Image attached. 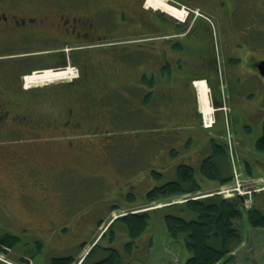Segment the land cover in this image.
I'll use <instances>...</instances> for the list:
<instances>
[{"label": "rangeland", "instance_id": "1", "mask_svg": "<svg viewBox=\"0 0 264 264\" xmlns=\"http://www.w3.org/2000/svg\"><path fill=\"white\" fill-rule=\"evenodd\" d=\"M168 3L180 9L181 6L192 8L193 16L189 17L188 14L186 17L190 18V21L196 18L201 25L211 21L213 26L210 25L216 38H219V29L224 25L225 33L234 36L232 32L250 31L254 37L253 41L258 43L255 45H264V0H168ZM187 9L182 10L188 13ZM147 10L162 15L157 33L147 40L138 39V36H119L112 39V44L127 67L144 68V88L146 91H156V102L152 94L148 96L147 92L145 103L140 106L125 99L126 103L119 102L106 107L107 118H101L103 120L99 127L86 130L85 138L77 140L80 142L76 147L89 148L88 155L80 159L81 166H76L78 162L67 156L69 152L66 151L64 143L58 146V149L64 148L63 155L58 153L42 159L49 167L63 163L56 169V200L40 203L32 201L27 195L17 198L16 180L20 176L24 178L33 175L37 166L23 164L19 168L0 167V235L7 233L18 238L11 249L0 252L1 263L27 264L17 262L15 258L18 257L25 258L28 264H49L53 257L79 258L87 255L92 247L91 243L99 234L95 241L97 246L88 259L90 263L105 257L106 248H114L119 253L121 264H184L188 254L182 246L183 235L173 241L168 236L164 217L171 214L189 219L193 217V213L170 204L181 198H162L161 201L148 205H145V201L150 189L179 178V164L191 165L195 177H199V165L206 157L204 155L206 152L213 154L215 146H211V143L208 147H202L201 141L193 139L187 144L183 139L185 131L182 123L175 119L172 124V118H166L167 114L164 113L172 110V94L169 92L172 87V73L175 78L174 86L180 90L184 88L187 77H191L189 75L200 74L204 69L193 68L187 74V64L181 66L176 65L175 61L172 63V23H179L178 18L175 19L176 17L159 9L148 7ZM198 12L202 17L196 15ZM190 24H184V27ZM218 42L221 47V41ZM229 47H233L232 42ZM249 49L259 51L252 47ZM198 50V47L188 45L179 57L194 62ZM167 60L172 66L164 73L161 67L167 65ZM222 66L226 65L222 63ZM152 70L154 75L151 74ZM136 77L128 72L109 75L107 81H102V85H121L124 94L128 89L136 91ZM225 79L226 109L230 110L228 105L232 104L235 110L233 113L229 112L228 124L225 125L229 133H226L221 141L226 150L227 147L232 150L241 190L251 191V194L244 195L250 199L244 209L264 212V192L254 194L257 189L255 186H264L263 180L254 181L249 178L246 168L249 163L253 173H264V151L255 147L264 122V107L261 103L264 99V85L261 88L250 80L242 84H231L227 82V75ZM61 81H53L50 84ZM32 85L40 84L30 83L25 87ZM106 89L109 90V87ZM252 90H256L255 95L249 98ZM187 93L184 100L191 103L189 89ZM120 94L113 92L112 100H117ZM207 97L209 98L208 93ZM245 102L249 106H245ZM100 108L103 109L104 105H100ZM159 108L163 111L158 114ZM112 116L116 117L113 121V118H110ZM232 119H235V122H232ZM172 126L176 137L173 139ZM35 140L23 132L0 135V150L24 148ZM103 144L106 152L103 156L97 155ZM216 157V162L221 168L220 175L223 177L229 174L231 169L227 154H216ZM36 160H39V157H36L32 164H35ZM234 180L235 178L222 188L233 187ZM23 187H26L25 183ZM134 205L139 207L130 208ZM146 208H149V219L139 236L132 239L125 230V222L121 220H116L102 236L105 229L100 231L112 216L127 211H143ZM240 232L242 242L233 251L232 259L227 264H264V228L250 226L244 213L240 219ZM83 259L84 257L73 264H78Z\"/></svg>", "mask_w": 264, "mask_h": 264}, {"label": "flooded vegetation", "instance_id": "2", "mask_svg": "<svg viewBox=\"0 0 264 264\" xmlns=\"http://www.w3.org/2000/svg\"><path fill=\"white\" fill-rule=\"evenodd\" d=\"M147 9L145 0H0V135L23 132L36 139L24 148L0 150V167L4 169L19 168L23 164L37 166L33 175L16 180L17 198L27 195L40 203L56 200V169L63 163L49 167L42 159L58 153L63 155L64 148L58 149V146L64 143L69 152L67 156L78 162L76 166H81L80 159L88 155L89 148L76 147L80 142L77 140L85 138L86 130L99 127L101 118H107L106 107L126 103L125 99L140 106L145 103L147 92L148 96L152 94L156 98L155 90L146 92L144 88V68L127 67L112 44V39L119 36L147 40L157 33L162 15ZM192 14L189 8V17ZM198 15L202 17L200 12ZM188 23L191 24L184 27ZM205 23L203 29L196 18L192 21L188 18L181 24L172 23V63L187 64V74L193 68L204 69L200 74L189 75L188 79L206 75L210 84L214 81L213 75L218 74L221 83L227 75V82L231 84L250 80L262 88L264 78L258 65L264 61V45L257 47L250 31L232 32L234 36H231L225 33L224 25L216 38L211 21ZM192 40L201 43L192 45ZM231 42L233 47L230 48ZM188 45L199 49L194 62L179 57ZM221 61L226 66H222ZM67 67L76 69V76L70 80L24 85V76L30 73ZM127 72L137 76L136 91L128 89L122 94L121 85H102L109 75ZM151 74H155L153 70ZM192 81L188 83L191 85ZM189 84L185 83L183 90L188 95L189 89L192 118L200 121L194 103L195 91ZM255 91L250 92L249 98L254 97ZM113 92L121 93L117 100H112ZM110 118H113L111 121L116 119L115 116ZM189 119L187 116L186 120ZM104 146L97 155H104ZM36 157L39 160L32 164Z\"/></svg>", "mask_w": 264, "mask_h": 264}, {"label": "trees", "instance_id": "3", "mask_svg": "<svg viewBox=\"0 0 264 264\" xmlns=\"http://www.w3.org/2000/svg\"><path fill=\"white\" fill-rule=\"evenodd\" d=\"M203 26H200V29H203ZM212 146H215L220 154L226 155L223 143L212 142ZM255 147L259 151H264V122L261 135L257 139ZM200 171L207 178H213L219 176L220 170L213 158L208 157L202 161ZM177 172L179 174L177 180L165 182L161 186L154 187L147 192L145 205L161 201L162 198L178 199L184 195H189L185 201L172 205L180 206L182 209L192 212L193 217L185 219L171 214L165 215L168 236L173 241H177L180 235H183L182 246L188 254L184 264H227L232 259L233 251L242 242L240 219L244 213L250 226L255 228H264V213L256 209L245 210L239 197L224 199L220 194H212L193 198L209 194L212 190L201 191V187L194 178V169L191 165L179 164ZM230 173H227L224 178H217L219 186L231 180ZM199 191L202 193H198ZM148 219L149 210L133 213H128L127 211L126 214L115 218L105 229L102 236L116 220H121L125 222L126 232L134 239L143 233ZM17 240L16 236L7 233L0 235V252H6L11 249V246ZM92 244L93 247L80 264H121L119 253L114 248H106L107 255L105 257L90 263L88 260L89 256L97 246L95 240ZM80 259V257L72 256L53 257L49 264H73ZM15 260L19 263L28 264L23 257L15 258Z\"/></svg>", "mask_w": 264, "mask_h": 264}, {"label": "crops", "instance_id": "4", "mask_svg": "<svg viewBox=\"0 0 264 264\" xmlns=\"http://www.w3.org/2000/svg\"><path fill=\"white\" fill-rule=\"evenodd\" d=\"M198 43H201V42L195 41V40L191 41L192 45H195ZM164 73H166V72H164ZM162 75L165 76L166 74H162ZM213 77H214V81L211 82L210 84H209V76H206V75H198L197 77L189 78V79L187 78L186 84H189L188 81L190 79L193 80L192 83L195 81L197 82V80H200L202 82L205 80L207 87L209 88V93H210V97L212 99L213 106L215 108H218L222 104V93L226 97V101H227V96L225 93L226 85L224 88H223V86H221V84L218 80V77H219L218 74L217 75L214 74ZM174 80H175V78H174V75L172 73V87H170V89H169V92L172 94V110L171 111L167 110V112H164L167 114L166 118L167 117L172 118V124L174 123L175 119H177L179 122L182 123V125L184 127V131H185L183 139L187 142L189 140L197 139V140L202 142V145H201L202 147L203 146L208 147V146H210V143L212 146V142L221 143V139L219 138V136L225 132L224 131L225 130L224 116H223L222 112L219 110H217L215 112V123L210 129H206V128L202 127L200 121L192 118V114L190 112V109L192 108V103H187L188 101L184 100V96H185V92L183 90L184 88L177 90L176 87L174 86ZM223 84H225V81H223ZM143 85H144V87H146L144 77H143ZM188 86L193 87V84H191V85L189 84ZM167 90H168V88H167ZM167 90H165V92H167ZM195 96H196V93H195ZM155 102H156V99H155ZM158 103H159V101H158ZM194 103L197 106V104H198L197 97L195 98ZM166 105H167V102H166ZM244 105L249 106V104L247 102H245ZM228 106L230 108V113H233L235 110L234 106L232 104H229ZM162 111H163V109L159 108L158 114ZM187 116H189L191 119L186 120ZM182 120H184L185 122H183ZM232 122H235V119H232ZM172 134H173L172 135V139H173V137H174V127L173 126H172ZM202 147H199V148L202 149ZM207 153L208 152H206V155H204L206 157L202 161H204L208 157L213 158V160L215 161V163L218 166L220 171H219L218 177L207 178L200 171V167H201V163H202V161H201V163L199 165L200 176L195 177V174H194V178H195L197 183L199 181L198 184L201 187L202 192L211 191V190L213 191L215 189H218L222 185L219 186V182L213 181V180H218L217 178L226 177V175L223 177H222V175H220L221 174V168L219 167V164H217V162H216V158H217L216 154H220L219 150L215 147L213 149V154L212 153L207 154ZM204 156H201V157H204ZM198 157H200V156H198ZM229 168H230V166H229ZM246 168H247V175L249 178L254 179V181L263 180L262 182H264V173H253L249 163L246 164ZM209 181H212V182H209ZM262 185L263 184H260L261 187H263ZM257 187H259V186H257ZM201 191H199L198 193H202ZM263 192H264V188H261L260 191H256V192H254V194L257 195V194H261ZM134 207H139V206L134 205V206H131L130 208H134ZM130 208H128V209H130ZM112 213H114V212H112ZM261 213H264V212H261Z\"/></svg>", "mask_w": 264, "mask_h": 264}, {"label": "bare ground", "instance_id": "5", "mask_svg": "<svg viewBox=\"0 0 264 264\" xmlns=\"http://www.w3.org/2000/svg\"><path fill=\"white\" fill-rule=\"evenodd\" d=\"M146 5L148 7H150V8L157 9V10L159 9V10H161L163 12H166L167 14H169V15H171L173 17L178 18L180 21L184 20V18H185V11L184 10H181V9H176L171 4L168 3V0H146ZM71 75H73L72 74V71L69 70V69H67V68H65L63 70H56V71L55 70H51V69H47V70L45 69L44 71H41L39 73L34 72L31 75H27L25 77V81H26L25 82V85H28L30 83H33V84H36V83L42 84V83H51L53 81H61L62 79H65V78H68V77H72ZM197 81L198 82H196V81L194 82V85H195L196 91H197V99H198V104H199V110L205 116V118L208 120V123L207 124H209L212 121L213 116H214V113L217 110L221 111L222 114H224L226 116V118H227V124H228V118H229L228 115H229L230 110L229 109H226V106H227V104H226V97H224V99L222 100V104H221L220 107H218V108L213 107V103H212V100L210 98V93L208 91L209 88L207 87V85L205 83L206 81L205 80H204L205 82L204 81L202 82L200 80H197ZM221 86H223V88H224V84H221ZM207 93L209 95V98L207 97ZM213 108H214V110H212ZM219 138H220V136H219ZM220 139L222 140L223 138H220ZM225 153L229 157V161H230L229 166H230V169H231V180L228 183H226V184H229L235 178V176H234V169H235V171H236L237 174H238V172H237L238 170L235 168V165H234L235 158L232 159L230 153H227V152H225ZM226 184L222 185L218 189H215L214 191H212L211 193H209L208 196L209 195H212V194H220L224 199H232V198H235V197H239L242 200V202H243V207L246 208L247 205L245 204V201L246 200H250V199L249 198H246L244 196L245 192L243 190H241V188H239L238 191H239V193L242 196L241 195H236V193L233 190H229V191L224 192V193H226V195H223L221 193H217L221 189H224L222 187L223 186H226ZM255 188H257L256 191H260L261 188H264V186L263 187H256L255 186ZM249 194H251V191H250ZM245 195H247V194H245ZM170 204H172V202ZM113 217L114 216H112V218ZM92 247H93V245H92ZM91 248H90V250H91ZM81 262L82 261H80V263ZM80 263H78V264H80Z\"/></svg>", "mask_w": 264, "mask_h": 264}, {"label": "built area", "instance_id": "6", "mask_svg": "<svg viewBox=\"0 0 264 264\" xmlns=\"http://www.w3.org/2000/svg\"><path fill=\"white\" fill-rule=\"evenodd\" d=\"M71 71H72V74H73L72 76H75V75H76V69H75L74 67H72V68H71ZM208 119H209V118H208ZM202 121H203V125H204L205 127H210V126L212 125L214 119H212V121H211L209 124H207V123H208V120L205 118L204 115H202ZM229 153H230V155H231V158L233 159L234 156L232 155V150H231L230 148H229ZM234 176H235V185H234L233 187H230V188L221 189V190L218 191L217 193H221V194H223V193L226 192V191L233 190V191L236 193V195H241V194L239 193L238 189H239V188L242 189V187H241V185H240V183H239L238 174L236 173L235 169H234ZM243 191L245 192V194H249V193H250V190H243ZM240 192H241V191H240ZM245 194H244V195H245ZM241 196H242V195H241ZM249 202H250V200H246V201H245V204L247 205V204H249Z\"/></svg>", "mask_w": 264, "mask_h": 264}, {"label": "water", "instance_id": "7", "mask_svg": "<svg viewBox=\"0 0 264 264\" xmlns=\"http://www.w3.org/2000/svg\"><path fill=\"white\" fill-rule=\"evenodd\" d=\"M262 65H264V61L261 62V65H258L259 71H260V75L264 78V69L262 68ZM263 107H264V102H263Z\"/></svg>", "mask_w": 264, "mask_h": 264}]
</instances>
